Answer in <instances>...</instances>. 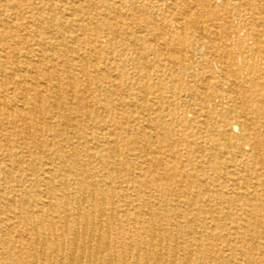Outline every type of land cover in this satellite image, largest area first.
I'll return each mask as SVG.
<instances>
[{
    "label": "rangeland",
    "instance_id": "374dc122",
    "mask_svg": "<svg viewBox=\"0 0 264 264\" xmlns=\"http://www.w3.org/2000/svg\"><path fill=\"white\" fill-rule=\"evenodd\" d=\"M263 18L0 0V264H77L86 223L97 264H264Z\"/></svg>",
    "mask_w": 264,
    "mask_h": 264
},
{
    "label": "bare ground",
    "instance_id": "6f19581e",
    "mask_svg": "<svg viewBox=\"0 0 264 264\" xmlns=\"http://www.w3.org/2000/svg\"><path fill=\"white\" fill-rule=\"evenodd\" d=\"M246 5V4H245ZM264 19V18H263ZM261 39V38H260ZM217 69V68H216ZM220 70V69H219ZM223 74V73H222ZM107 87V86H106ZM225 88V87H224ZM105 90V89H104ZM104 92V91H103ZM107 92V91H106ZM193 98V97H192ZM194 100V99H193ZM124 105V104H123ZM24 106V105H23ZM219 109V108H218ZM222 109V108H221ZM216 110V109H215ZM218 111V110H217ZM230 116V115H229ZM229 116L226 115V118ZM262 116V115H261ZM204 117V116H202ZM222 121V120H221ZM198 123V122H197ZM244 124V123H243ZM205 125V124H204ZM103 128V127H102ZM245 137V135H244ZM246 141V140H245ZM244 141V142H245ZM261 148V144L258 145L257 149ZM216 161V160H215ZM254 174L256 173L255 169L251 170ZM49 176V175H48ZM51 182V181H50ZM227 182V181H226ZM49 184V183H48ZM51 184V183H50ZM104 185V184H103ZM108 185V184H107ZM91 191V190H90ZM40 193V191H39ZM93 194V193H92ZM45 196V195H44ZM54 196V195H53ZM48 197V196H47ZM82 199V198H81ZM102 201V200H101ZM54 203V202H53ZM33 204V203H32ZM66 205V204H65ZM82 206V204H81ZM106 206V205H105ZM104 206V207H105ZM57 209V208H56ZM55 209V210H56ZM81 209V208H80ZM61 210V209H60ZM71 210V209H69ZM99 212V211H98ZM74 213V212H73ZM99 214V213H98ZM103 216V215H102ZM30 217V216H29ZM28 217V218H29ZM78 217V215H77ZM32 220V219H31ZM73 222V221H72ZM67 223V222H66ZM86 223V222H85ZM235 226V225H234ZM41 227V226H40ZM52 229V227H51ZM53 230V229H52ZM100 230H96L91 223L84 224L83 228L77 230L75 233L74 239L72 240L70 246L72 249V253L68 256V260L71 262H77V264H97L96 255L99 253L100 245H99V235ZM105 234V232L103 233ZM46 237V236H45ZM47 238V237H46ZM44 236L38 238L36 242L40 247L47 242V239ZM102 240V239H101ZM35 241V240H34ZM97 242L95 246L92 245L93 242ZM64 242H62L63 244ZM33 244V243H32ZM61 246L55 248V252L59 253L62 249ZM35 245V244H34ZM47 247V245H46ZM105 247V246H104ZM159 249V248H158ZM40 251V250H39ZM45 250L43 249V252ZM153 251V250H152ZM70 252V251H69ZM69 254V253H68ZM159 256V255H158ZM135 257V256H134ZM162 257V256H161ZM186 259L182 261L181 264H192L191 253L186 254ZM136 259V257H135ZM138 259V258H137ZM126 262V261H125ZM36 263V262H35ZM199 263V262H198ZM100 264V263H99ZM136 264V262H135Z\"/></svg>",
    "mask_w": 264,
    "mask_h": 264
}]
</instances>
